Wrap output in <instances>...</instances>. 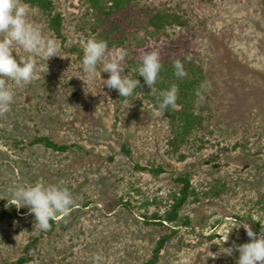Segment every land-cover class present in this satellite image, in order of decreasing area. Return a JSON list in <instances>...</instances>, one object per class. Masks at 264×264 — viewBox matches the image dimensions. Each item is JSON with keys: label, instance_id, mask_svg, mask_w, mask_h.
<instances>
[{"label": "rangeland", "instance_id": "1", "mask_svg": "<svg viewBox=\"0 0 264 264\" xmlns=\"http://www.w3.org/2000/svg\"><path fill=\"white\" fill-rule=\"evenodd\" d=\"M53 1L63 37L42 10L21 0L62 57H36L39 72L28 85L9 81L15 98L0 115V199L13 211L9 186L42 182L67 187L74 207L47 231L35 228L34 214L2 218L0 207V264H17L35 238L26 264H237L235 246L250 241L241 224L249 216L264 222V0H132L141 17L167 9L185 24L129 26L124 45L106 51L105 61L124 53L130 78L131 65L150 51L203 69L205 121L181 145L164 111L123 100L103 84L109 73L101 65L94 78L83 76L84 46L99 40L90 0ZM16 51L28 56L18 45ZM39 135L75 147L32 145ZM183 177L196 191L179 212L188 224H146L145 214L170 209Z\"/></svg>", "mask_w": 264, "mask_h": 264}, {"label": "clouds", "instance_id": "2", "mask_svg": "<svg viewBox=\"0 0 264 264\" xmlns=\"http://www.w3.org/2000/svg\"><path fill=\"white\" fill-rule=\"evenodd\" d=\"M28 15V5L21 0H0V115L7 113L14 103L15 90L9 81L18 87L28 85L37 78L39 72L36 57L47 61L53 56L62 57L59 54L58 42L54 38L45 36L38 25L30 22ZM17 45L28 54L27 57L16 51ZM107 48L105 41L95 37L89 38L83 49L80 69L82 68L84 77L94 78L97 66L101 65V72L109 73V77L103 84L117 90L120 97L128 98L138 88L140 80L124 75L125 69L121 63L124 60V53H117L114 58L105 61ZM173 68L177 78L183 79L187 75L184 64L180 60L173 63ZM161 69L159 53L150 51L143 55L137 72L152 89ZM83 80L88 85L89 81ZM207 88V83H201L197 89L196 96L200 102L204 101ZM178 92L176 85L162 92L158 100L159 109L164 111L169 107L174 108ZM8 191L12 201L10 204H14L17 209L26 207L30 214H34L35 228L41 231L49 230L50 221L55 220L58 214H66L74 204L71 192L62 185L13 182ZM241 226L246 230L250 241L235 246V251L239 252L237 264H264V231L257 233L248 223H243ZM225 249L227 251L224 253L232 255L233 247ZM96 259L99 260V257Z\"/></svg>", "mask_w": 264, "mask_h": 264}, {"label": "trees", "instance_id": "3", "mask_svg": "<svg viewBox=\"0 0 264 264\" xmlns=\"http://www.w3.org/2000/svg\"><path fill=\"white\" fill-rule=\"evenodd\" d=\"M25 3L38 7L47 16L49 20L50 27L57 33L58 36L62 35V14L55 8V3L53 0H24ZM202 2L210 0H200ZM91 7L94 10L95 26L93 31L98 35L99 40H103L107 43V51L114 47H119L124 45V41L129 37L128 27L134 26L136 23H144L147 27H151L156 31L164 30L172 26H183L185 24V19L180 13L175 11H169L167 9L162 10H144L143 17L141 13L135 12L131 9L132 0H90ZM180 60L185 67L187 75L183 79H179L175 76V70L173 68V63L176 60H161L162 69L159 74L156 84L148 86L144 82V78L138 75L137 69L141 62L136 65H131L132 79H139L140 85L134 91L133 95L124 98L130 99L133 102H143L148 101V103L153 104L158 107V100L161 97V93L168 90L172 85H176L179 89L178 99L176 106L174 108L169 107L164 110L166 116L171 119V123L174 127V144H183L190 137L191 133L200 128L205 121V104L199 101L196 96V91L201 85L205 83V77L203 75V69L196 66L193 61H187L184 58ZM206 93V92H205ZM159 108V107H158ZM32 145L39 144L43 145L48 149H53L55 151L65 152L75 144H61L54 141L49 136L39 135L36 136L31 142ZM173 143V142H172ZM182 183V188L176 194L174 202L171 204L169 210H167L165 215L154 214L153 216L144 215V221L146 224H158L163 225L166 223L171 224L173 227L179 225L180 223L187 225L188 221L183 222L179 218V212L189 199V197L194 196L196 191L192 188L190 178L183 177L179 179ZM87 205V204H86ZM13 211H9L5 207L3 201L0 199V207L2 209L1 217L16 218L20 217V213H27L28 210L25 208H16L14 204ZM71 206L68 210L72 209ZM63 214H58V216ZM64 214L63 216H65ZM55 220L51 221L54 223ZM244 221V220H243ZM253 229V231L260 233L264 231V222L261 220H255L252 216H249L245 220ZM169 236H164L159 240L158 245L155 248V258L151 259V262H155L156 258L160 254L161 249L166 243V239ZM38 238L32 240L24 249V254L17 260V264H26L33 259L31 253L32 249L36 248Z\"/></svg>", "mask_w": 264, "mask_h": 264}]
</instances>
